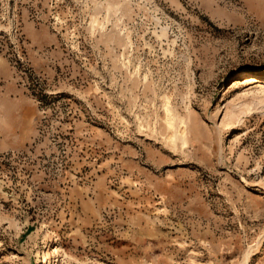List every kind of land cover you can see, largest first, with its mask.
Masks as SVG:
<instances>
[{
  "label": "rangeland",
  "instance_id": "rangeland-1",
  "mask_svg": "<svg viewBox=\"0 0 264 264\" xmlns=\"http://www.w3.org/2000/svg\"><path fill=\"white\" fill-rule=\"evenodd\" d=\"M0 264H264V0H0Z\"/></svg>",
  "mask_w": 264,
  "mask_h": 264
},
{
  "label": "bare ground",
  "instance_id": "bare-ground-1",
  "mask_svg": "<svg viewBox=\"0 0 264 264\" xmlns=\"http://www.w3.org/2000/svg\"><path fill=\"white\" fill-rule=\"evenodd\" d=\"M245 82L250 83V82H255V81H254L253 78H249V80H248V81H245ZM250 84H251V83H250Z\"/></svg>",
  "mask_w": 264,
  "mask_h": 264
}]
</instances>
